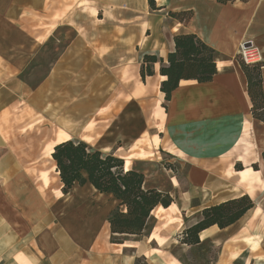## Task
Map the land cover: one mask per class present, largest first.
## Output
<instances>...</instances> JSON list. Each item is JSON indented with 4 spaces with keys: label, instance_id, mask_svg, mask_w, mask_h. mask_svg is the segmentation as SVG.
<instances>
[{
    "label": "crops",
    "instance_id": "obj_1",
    "mask_svg": "<svg viewBox=\"0 0 264 264\" xmlns=\"http://www.w3.org/2000/svg\"><path fill=\"white\" fill-rule=\"evenodd\" d=\"M156 6L0 0V264H185L172 250L186 245L179 233L205 207L244 194L255 206L228 227L204 229L200 240L218 247L210 264H264V122L253 117L239 54L248 44L252 61L263 63L264 90V0H156ZM171 11L192 16L183 22ZM179 33H195L217 50V73L208 82L182 79L164 107L160 63L143 80L141 55L166 59ZM36 74L43 76L33 81ZM21 109L28 120L40 115L54 132L21 134L12 145L16 120L7 115ZM145 138L187 171L182 180L171 176L166 190L153 186L174 201L153 209L148 232L115 243L108 218L117 200L91 185L64 194L51 154L62 141L82 139L105 152L118 147V155ZM41 153L60 183L54 197L49 171H42L41 188L29 172L41 167ZM154 154L152 147L119 156L127 170Z\"/></svg>",
    "mask_w": 264,
    "mask_h": 264
},
{
    "label": "trees",
    "instance_id": "obj_2",
    "mask_svg": "<svg viewBox=\"0 0 264 264\" xmlns=\"http://www.w3.org/2000/svg\"><path fill=\"white\" fill-rule=\"evenodd\" d=\"M228 4L236 0H217ZM247 1V0H243ZM151 8L156 9V0H149ZM171 17L187 22L191 11L170 12ZM175 50L169 52L166 59L156 54L141 55L140 74H155L154 64L159 62V72L166 78L162 80L160 89L165 93L164 107L171 99L172 92L182 79H194L198 82L211 81L217 73V50L208 45L195 33H179L174 36ZM241 66L247 77L248 94L252 101L253 117L264 122V90L262 80L263 63L245 62L241 57ZM113 148L109 152L102 151L82 139H68L54 146L51 154L56 164L62 192L67 194L76 187L91 185L99 193L111 195L117 205L110 212L109 223L112 242L123 243V235H142L149 227L152 211L158 206L169 207L174 198L168 191L146 185L143 171L132 167L125 169V160L116 154ZM264 159V151L262 152ZM237 169L242 165L236 164ZM258 169L257 164H253ZM255 206V201L248 195L229 199L219 204L210 205L202 210V216L195 224L186 227L179 240L182 244L202 246L200 232L218 225L228 227L241 219Z\"/></svg>",
    "mask_w": 264,
    "mask_h": 264
},
{
    "label": "rangeland",
    "instance_id": "obj_3",
    "mask_svg": "<svg viewBox=\"0 0 264 264\" xmlns=\"http://www.w3.org/2000/svg\"><path fill=\"white\" fill-rule=\"evenodd\" d=\"M54 56L55 52L52 50V59L54 58ZM42 76L43 75L41 74L31 75V77H33L34 79L33 81H37ZM20 113H22V109L19 110V112H12L10 115H7L9 118L16 120L12 121V123L10 122L11 126L9 127L12 145H19V143L15 144L16 142L14 141H16V139H18V136L21 134H24L22 136H25V133H31L33 134V136H35L41 135L42 133L46 132H54V126L43 119L40 115H29L28 120V116H23ZM23 118L24 121H22ZM103 142L107 144V139H103ZM151 142L153 141H151L150 138H145L144 141L141 142V144L131 147V151H128L127 147L120 149L118 155L125 156L131 152L140 151L142 150V148L149 149L153 147L155 151V154L153 156L144 158L139 162H135L133 160L132 167L144 170L143 172L147 180V186H159L166 190L171 186V176L176 175L178 178H181V180L184 178L185 172L187 171V165L172 156L170 153H167L163 149L160 148L159 150L157 146H151ZM109 151L111 150H106V152ZM39 160V164L36 165H40L41 167L29 170V172L34 175L37 182H39L41 185L39 186V188H41L43 182L42 171L48 170L52 181L48 189V193L49 195L54 197V195L58 194L57 188L60 185L58 178H56L55 170L52 169L50 164L45 163V156L43 155V153H41ZM154 222L155 218L151 219V223L149 226L153 225ZM186 226L188 225L186 224ZM148 230L149 229H147L146 232H148ZM181 232L179 234H181ZM172 250L177 256L180 257L181 261L185 264H210L211 262H214L217 257L218 247H214L210 243H203L202 246H197L195 248L189 249L186 245L179 244L172 247Z\"/></svg>",
    "mask_w": 264,
    "mask_h": 264
},
{
    "label": "built area",
    "instance_id": "obj_4",
    "mask_svg": "<svg viewBox=\"0 0 264 264\" xmlns=\"http://www.w3.org/2000/svg\"><path fill=\"white\" fill-rule=\"evenodd\" d=\"M240 57L247 63L253 62L252 58L255 57L251 52L248 44H242L240 48Z\"/></svg>",
    "mask_w": 264,
    "mask_h": 264
},
{
    "label": "bare ground",
    "instance_id": "obj_5",
    "mask_svg": "<svg viewBox=\"0 0 264 264\" xmlns=\"http://www.w3.org/2000/svg\"><path fill=\"white\" fill-rule=\"evenodd\" d=\"M260 208H256V209H254L253 210V212H250V214H249V219H248V223H253L256 219H257V217H258V215H259V210ZM261 216V215H260ZM259 219H260V217H259ZM248 229V228H247ZM254 229V228H253ZM262 236V235H261Z\"/></svg>",
    "mask_w": 264,
    "mask_h": 264
}]
</instances>
